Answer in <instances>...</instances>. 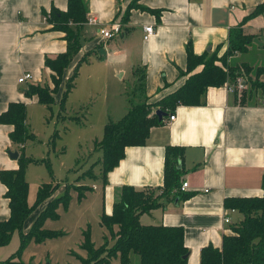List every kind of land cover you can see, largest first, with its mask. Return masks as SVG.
Segmentation results:
<instances>
[{
	"label": "crops",
	"instance_id": "1",
	"mask_svg": "<svg viewBox=\"0 0 264 264\" xmlns=\"http://www.w3.org/2000/svg\"><path fill=\"white\" fill-rule=\"evenodd\" d=\"M83 1L87 18L95 19L96 25L84 27L82 47L64 70L53 98L60 103L65 82L74 73L68 95L82 84H98L100 107L94 109L91 120L96 118L102 135L107 123L124 117L131 102L156 103L202 70L199 66L187 74L188 45L196 56L218 49L220 57L227 49L230 30L241 27L254 39L244 53L228 59L229 65H264V13L247 19L264 0ZM51 8L66 11L67 0H0V114L10 103L40 104L37 96L26 95L31 85L53 88L45 59L64 53L67 44L64 33L51 30L43 19L42 13ZM112 23L119 24L120 31L105 40L98 29ZM146 26H152L154 32L144 40ZM24 74L33 79L18 83ZM115 79L119 83L128 80L133 93L125 94L113 84ZM225 85L208 88L201 105L177 106L172 122L151 128L143 146L125 148L123 159L92 187L101 190L106 215L111 214L124 186L159 196L161 206L142 214L139 222L181 228L187 264H200L201 250L207 246L220 249L223 237L232 234V227L242 220L237 210L225 206L226 200L263 195L264 94H253L252 101L241 104L236 96L240 92H229ZM11 131V126L0 124V170L18 167L17 160L8 155L9 150L17 152L11 148ZM169 148H177L178 154L170 152V157L179 159V180L178 187L164 197ZM185 182L188 187L181 191ZM5 193L0 182L1 221L9 217ZM225 216L230 218L229 224L224 223ZM139 260L129 254V264H139Z\"/></svg>",
	"mask_w": 264,
	"mask_h": 264
},
{
	"label": "trees",
	"instance_id": "2",
	"mask_svg": "<svg viewBox=\"0 0 264 264\" xmlns=\"http://www.w3.org/2000/svg\"><path fill=\"white\" fill-rule=\"evenodd\" d=\"M262 13H264V3L259 5L247 19ZM42 16L45 22L51 25V30L64 33L67 47L64 53L45 59V67L52 73L50 78L53 88L50 89L48 85H31L26 95L37 96L38 103L50 108L54 103L53 94L58 91L64 70L82 47V33L88 21L87 8L83 0H67L66 11L51 8L48 13L43 12ZM253 39L254 36L245 35L241 27L231 29L227 49L220 57L217 56L218 49L212 54L196 56L188 45L187 74L202 66L200 72L190 75L181 88L156 103L131 102L127 113L120 121L109 122L104 126L101 139L94 143V149L102 153L101 179L103 180L106 174L123 159L125 148L143 146L151 128L162 125L177 106L203 104L208 88L221 87L226 83L234 85L236 80L241 78L244 87L238 95L236 94L241 104L252 101L253 94L258 92L264 94V78L260 80L264 77V65L251 68L228 63L229 58L244 53ZM84 60L85 58L79 64ZM75 76L76 73L65 82L59 103L62 108L68 93L73 88ZM158 110L163 114L161 119L156 115ZM25 120L26 110L22 103H10L6 111L0 114V124L12 127L9 133L11 148L19 152L17 169L0 170V182L6 188L4 198L8 200L9 208L8 219L0 220V247L6 246L16 231L20 233L19 252L29 241L40 243L60 235L57 232L42 230V223L48 218H57L56 209L60 204L66 205L69 198V189L66 188L63 195L48 203L29 232L26 234L21 232L28 216L39 204L49 199L55 190L53 184H41L34 204L28 205L29 185L25 179L26 169L30 164H38V161L26 159L24 156L23 145L32 139ZM167 151L164 197L178 187L179 180L177 170L179 159L170 157V152H177V148H169ZM160 206L159 196L154 197L152 193L137 191L128 186L122 187L111 214L106 215L103 212L99 221V225L108 231L112 244L109 246L108 239L104 238V244L96 249L91 244L89 235L86 234L82 248L89 256L87 263L108 264L110 259L119 256L121 264H129V254L134 253L139 256V264H187L185 256L188 250L183 243L181 228L142 225L139 222L142 214ZM225 206L237 210L242 215V220L232 227V234L223 237L220 249L207 246L201 250L200 264H264V180L261 197L226 200ZM0 264L23 263L19 258L12 256L0 260Z\"/></svg>",
	"mask_w": 264,
	"mask_h": 264
},
{
	"label": "rangeland",
	"instance_id": "3",
	"mask_svg": "<svg viewBox=\"0 0 264 264\" xmlns=\"http://www.w3.org/2000/svg\"><path fill=\"white\" fill-rule=\"evenodd\" d=\"M113 84L120 86L129 96L133 93L126 79L123 83L115 79ZM99 91L98 84L89 82L67 95L63 108L57 98L50 109L36 102L26 104L25 123L32 139L26 141V145L24 143V156L38 161V164L29 165L25 174L29 185L28 205L34 204L41 184H53L55 190L28 216L21 232H29L48 203L63 195L66 188L69 189V198L66 205L60 204L56 209L57 218H48L42 223V230L57 232L59 236L40 243L29 241L19 252L20 233L15 231L9 243L0 247V260L15 256L23 264H92L87 263L89 256L82 248L84 236L89 235L96 249L104 244L108 232L99 225L100 216L105 212L104 200L100 189L92 190L99 183L97 178L101 179L102 153L95 150L93 144L101 138L102 129L96 118L91 120L92 112L99 106ZM73 118H78L79 122ZM111 244L108 238V245ZM108 264H121L119 256L110 259Z\"/></svg>",
	"mask_w": 264,
	"mask_h": 264
},
{
	"label": "built area",
	"instance_id": "4",
	"mask_svg": "<svg viewBox=\"0 0 264 264\" xmlns=\"http://www.w3.org/2000/svg\"><path fill=\"white\" fill-rule=\"evenodd\" d=\"M87 24H90V25H93L95 26L96 25V20L91 18V19H88L87 21ZM120 31V25L119 24H116V23H112L110 24L108 27H101L98 29V34L99 36H101L103 39L105 40H110L112 39L117 33H119ZM154 32V28L152 26H146L144 27V40H147ZM33 77L31 74H24L22 75L19 79H18V83H25L27 81H30L32 80ZM226 88L228 89L229 92H235V91H242L243 90V87H244V83L242 81L241 78H238L235 82L234 85H232V87H230L229 85H225ZM175 119V116L174 115H170L166 120H165V123H169V122H172L173 120ZM188 187V184L185 182V183H182L181 184V187H180V190L183 191L185 189H187ZM224 223L225 224H229L230 223V218H228V216H225L224 218Z\"/></svg>",
	"mask_w": 264,
	"mask_h": 264
},
{
	"label": "water",
	"instance_id": "5",
	"mask_svg": "<svg viewBox=\"0 0 264 264\" xmlns=\"http://www.w3.org/2000/svg\"><path fill=\"white\" fill-rule=\"evenodd\" d=\"M156 115L158 116L159 119H161V117L163 116V114L159 110L156 112ZM8 155L13 160H17L18 159V156H19L17 152H10V151L8 152Z\"/></svg>",
	"mask_w": 264,
	"mask_h": 264
}]
</instances>
